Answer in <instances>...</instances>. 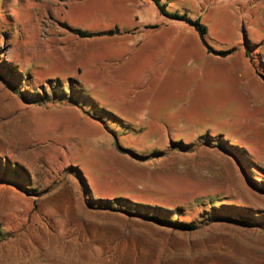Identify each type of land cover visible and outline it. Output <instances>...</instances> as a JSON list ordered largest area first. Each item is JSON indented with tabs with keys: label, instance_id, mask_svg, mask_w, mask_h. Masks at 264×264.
Segmentation results:
<instances>
[{
	"label": "rangeland",
	"instance_id": "rangeland-1",
	"mask_svg": "<svg viewBox=\"0 0 264 264\" xmlns=\"http://www.w3.org/2000/svg\"><path fill=\"white\" fill-rule=\"evenodd\" d=\"M159 2L227 55L154 0H0V264H264V0Z\"/></svg>",
	"mask_w": 264,
	"mask_h": 264
},
{
	"label": "trees",
	"instance_id": "trees-1",
	"mask_svg": "<svg viewBox=\"0 0 264 264\" xmlns=\"http://www.w3.org/2000/svg\"><path fill=\"white\" fill-rule=\"evenodd\" d=\"M154 2L156 3L157 7L159 8V10L166 16L171 17V18H176V19H181L186 21L189 25L193 26L195 28V30H197L199 37L201 39V41L207 46L204 36L207 32L206 27L200 22L199 18L196 19H191L189 18L186 14H179L177 12H168L165 9V5L161 4L159 2V0H154ZM74 34L80 36V37H88L90 36V33L81 30V29H77V28H69ZM207 51L220 55V56H225L227 55V51H217V50H213L211 47L207 46ZM0 78L5 79V81L7 80L5 77L4 73H0ZM8 82V80H7ZM11 165V164H10ZM13 166V165H12ZM10 172V173H9ZM11 175L12 178L18 180V179H22L23 177H27L26 175V171L23 167H21V165L16 164L13 167L10 166H6V168L4 170H2L1 166H0V179L2 180H7V176ZM80 180H83L82 176H79ZM257 183H259L260 185H263L264 183V179H258L256 178ZM116 201H119V199L116 198ZM108 201H106L107 203ZM119 203V202H117ZM129 211V210H126ZM132 212V211H130ZM135 215H139L142 216L143 218H147L148 220L154 222L157 225L166 227V228H170V229H175V230H192L197 228V223L195 222H191V221H185V220H180L178 218H173V217H169L166 215H162L159 214L157 212H146L145 210L142 209H138L135 208V210H133V212ZM211 214H208L207 217L205 218H210V217H218L221 218L223 216L225 217H234L233 214H228V212H221L218 211L216 208H212V211L210 212ZM237 215V216H236ZM236 221L242 224H246V225H254L256 224H261L262 220L261 218H256L255 216H248L246 214H236Z\"/></svg>",
	"mask_w": 264,
	"mask_h": 264
}]
</instances>
